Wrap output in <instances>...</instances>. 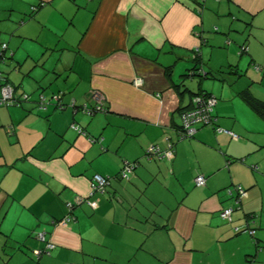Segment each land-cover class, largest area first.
<instances>
[{
  "label": "crops",
  "instance_id": "obj_1",
  "mask_svg": "<svg viewBox=\"0 0 264 264\" xmlns=\"http://www.w3.org/2000/svg\"><path fill=\"white\" fill-rule=\"evenodd\" d=\"M0 22V71L29 95L0 105V264H264V117L244 97L264 102V0H0ZM93 91L106 110L89 115ZM199 92L216 121L179 139ZM95 174L110 180L90 194Z\"/></svg>",
  "mask_w": 264,
  "mask_h": 264
},
{
  "label": "built area",
  "instance_id": "obj_2",
  "mask_svg": "<svg viewBox=\"0 0 264 264\" xmlns=\"http://www.w3.org/2000/svg\"><path fill=\"white\" fill-rule=\"evenodd\" d=\"M43 5V3H41ZM37 6L32 7L33 10H36ZM1 50L4 51L6 49V44L3 43L0 46ZM248 50L247 46H242L241 47V52H246ZM198 51V49H196ZM254 68L256 70H262L264 69V66L261 65H254ZM194 72V71H191ZM196 72L198 74H204L203 69H197ZM135 86H141L143 84V78L137 77L133 80L132 82ZM29 98L28 94H21V95H15L14 93V88L13 86L6 82L2 74L0 73V105H18L20 102L25 101ZM91 98L94 102L92 107H87L84 105L82 107L83 111L89 115H92L96 112H104L105 105H104V97L102 94L98 91H93L91 94ZM54 101V104L56 107L62 108V104L60 103V97L59 94H54L50 100H47L42 94L39 97V100L37 102L39 108H45L50 101ZM217 99L216 96L213 94H208V93H199L195 96L192 97L191 100V105L188 109L183 110L180 114V121L181 125L178 130V138L179 139H184V138H189L192 137L198 126L202 125H210L214 124L216 121V117L213 112L214 105L216 103ZM71 127L75 129L79 134L85 135V132L82 130L81 127L78 125L72 123ZM216 130L218 132L226 131L223 128L216 127ZM233 138H236L237 136L233 133H231ZM88 140L90 142H94L95 139L92 138L91 136H88ZM145 156L149 159L155 158L158 160L161 159H170L173 156V149L172 146L169 145L166 149H161L157 145H151L147 147L145 151ZM137 165V162H129V161H124V164L119 171V177L121 179L127 180L129 176L133 173V170L135 166ZM110 178L108 176H102L99 174H95L92 176L91 181H90V194L94 192H103L105 191L106 186L109 184ZM194 183L196 186L201 187L205 184V177L203 175H198L194 179ZM235 191L237 194L241 195L244 192V188L237 184L234 187ZM83 201H88L85 197H77L73 201H66V206L68 207L69 210H71L73 207L77 206V204H81ZM90 203V202H89ZM231 213H232V208H224L221 211L220 216L225 219H230L231 220ZM74 217L72 215H66L60 220H58L57 224L59 225H66L70 220H72ZM246 231L248 232L251 236L254 235L255 229L249 226H244L243 228L235 227V231ZM37 238L39 240L45 241V236L44 233H38ZM45 247L43 251L45 253H49V251L53 248V243L49 241H45ZM42 252L41 249H34L33 250V255L38 256Z\"/></svg>",
  "mask_w": 264,
  "mask_h": 264
},
{
  "label": "trees",
  "instance_id": "obj_3",
  "mask_svg": "<svg viewBox=\"0 0 264 264\" xmlns=\"http://www.w3.org/2000/svg\"><path fill=\"white\" fill-rule=\"evenodd\" d=\"M38 7V6H37ZM35 11V10H34ZM197 12H199V11H197ZM4 53V51H1V48H0V62L5 58V55L3 54ZM254 65H261V64H257V63H253L251 66H252V68L255 70V71H258V70H256L255 68H254ZM261 66H264V64L263 65H261ZM264 69H262V70H259V71H263ZM0 73H1V71H0ZM2 74V73H1ZM2 76H3V74H2ZM4 77V76H3ZM4 79H5V77H4ZM6 81V80H5ZM7 82V81H6ZM26 94V93H25ZM209 94V93H208ZM244 97H245V99L247 100V102L249 103V105L257 112V113H259V114H261L263 117H264V102H261V101H259V100H257V99H255L254 97H252L248 92H246V93H244ZM133 162H135V161H133ZM123 164H124V162H123ZM123 166V165H122ZM122 168V167H121ZM121 170V169H120ZM118 176H119V172H118ZM106 189V188H105ZM46 241V240H45ZM44 241V242H45ZM43 242V241H42ZM46 243V242H45ZM45 247V246H44ZM44 247H42V248H37V249H41L42 250V252L38 255V256H36V255H33L35 258H39L40 256H42V255H49L50 254V251H49V253L47 254V253H45L44 251H43V249H44Z\"/></svg>",
  "mask_w": 264,
  "mask_h": 264
},
{
  "label": "water",
  "instance_id": "obj_4",
  "mask_svg": "<svg viewBox=\"0 0 264 264\" xmlns=\"http://www.w3.org/2000/svg\"><path fill=\"white\" fill-rule=\"evenodd\" d=\"M203 1V0H202ZM2 51V50H1ZM6 58V57H5ZM196 70H197V68H190L189 69V71H188V74H187V76L188 77H193V76H195V75H198V76H205L207 73L204 71V74H198L197 72H196ZM191 71H194V72H191ZM199 93H202V92H199ZM199 93H195L193 96H195V95H197V94H199ZM204 93V92H203ZM192 96V97H193Z\"/></svg>",
  "mask_w": 264,
  "mask_h": 264
},
{
  "label": "rangeland",
  "instance_id": "obj_5",
  "mask_svg": "<svg viewBox=\"0 0 264 264\" xmlns=\"http://www.w3.org/2000/svg\"><path fill=\"white\" fill-rule=\"evenodd\" d=\"M1 23L2 22H0V35L2 36L3 34H5V29L7 30V28H3L2 26H1ZM9 54H10V51H9ZM8 54V55H9ZM261 65H263V64H261ZM33 252V251H32Z\"/></svg>",
  "mask_w": 264,
  "mask_h": 264
}]
</instances>
